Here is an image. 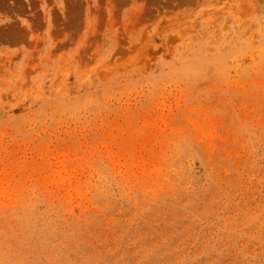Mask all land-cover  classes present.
<instances>
[{
    "label": "rangeland",
    "instance_id": "rangeland-1",
    "mask_svg": "<svg viewBox=\"0 0 264 264\" xmlns=\"http://www.w3.org/2000/svg\"><path fill=\"white\" fill-rule=\"evenodd\" d=\"M0 264H264V0H0Z\"/></svg>",
    "mask_w": 264,
    "mask_h": 264
}]
</instances>
